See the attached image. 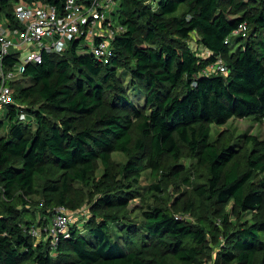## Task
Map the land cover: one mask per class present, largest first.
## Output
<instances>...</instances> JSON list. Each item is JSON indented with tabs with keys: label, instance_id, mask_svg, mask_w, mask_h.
Returning a JSON list of instances; mask_svg holds the SVG:
<instances>
[{
	"label": "trees",
	"instance_id": "1",
	"mask_svg": "<svg viewBox=\"0 0 264 264\" xmlns=\"http://www.w3.org/2000/svg\"><path fill=\"white\" fill-rule=\"evenodd\" d=\"M18 1L0 0L12 25ZM39 1L60 10L65 2ZM116 16L124 31L110 62L79 36L64 53L27 64V85L13 83L15 103L0 115V264H206L212 243L220 245L215 264H264V183H253L264 172V138L246 141L255 146L246 170L240 144L211 139L212 126L232 118L264 121V0H118ZM242 24L246 32L235 33ZM193 33L207 57L191 47ZM219 56L227 71L207 75ZM116 152L130 158L114 171ZM184 157L194 160L185 180L197 184L196 199L181 210L197 221L160 204L132 215L142 172L159 177L169 162L176 171ZM77 183L96 190L91 215L53 247L45 228L56 208L71 207L74 197L80 203ZM147 191L161 193L162 185ZM38 193L48 211L36 222L29 204ZM249 211L261 217L239 223Z\"/></svg>",
	"mask_w": 264,
	"mask_h": 264
},
{
	"label": "built area",
	"instance_id": "2",
	"mask_svg": "<svg viewBox=\"0 0 264 264\" xmlns=\"http://www.w3.org/2000/svg\"><path fill=\"white\" fill-rule=\"evenodd\" d=\"M118 0H65L63 9L39 0H19L13 6L17 25L0 15V107L15 103L13 83L23 77L29 63H40L43 53L62 54L69 48L71 40L84 36L92 53L104 63L110 62L113 54L112 41L124 31V27L115 21L114 13ZM7 23H2V19ZM242 24L235 32H246ZM23 51L26 55L22 57ZM206 54L210 51L206 49ZM8 57H11L10 60ZM227 65L219 56L216 62L205 70L226 72ZM20 119L25 120L26 113L20 111ZM74 223L73 215L65 206H59L54 212L52 223L45 228L46 237L52 239L53 247L60 238H67ZM33 237L41 238L40 228L30 230ZM206 264H215L209 260Z\"/></svg>",
	"mask_w": 264,
	"mask_h": 264
},
{
	"label": "rangeland",
	"instance_id": "3",
	"mask_svg": "<svg viewBox=\"0 0 264 264\" xmlns=\"http://www.w3.org/2000/svg\"><path fill=\"white\" fill-rule=\"evenodd\" d=\"M118 8V4L115 7L114 18L117 22L116 10ZM2 23H7L6 19H2ZM190 45L196 51L197 54L200 56L207 57L206 49L198 44L197 42V34L193 33L190 38ZM26 51H23L22 57L26 55ZM119 75L122 77L124 83L129 86L130 76L125 75L123 70H119ZM22 77H18L16 81V85L18 83L27 85L28 83L25 80H21ZM21 80V81H20ZM135 100L140 102L139 104L145 103L144 96L138 92H134ZM40 104H37L39 106ZM6 106L0 107V115L3 116L6 112ZM34 130V127H33ZM0 134H4L3 130H0ZM254 136L257 139L261 140L264 138V121L258 122L253 117L247 118H232L226 124L222 126L213 125L212 126V133L211 139L221 138L223 144L236 145L240 144L241 147H237L239 149V154L237 160L242 164V170H246L248 157L252 153L254 149V145L252 143L246 146V141L249 137ZM244 146L246 148L244 149ZM129 155L116 152L113 154V170L117 171L121 168L128 160ZM180 167L176 171L172 169V165L174 162H169L166 170L159 176L153 177L152 171L150 168H146L140 177V180L137 184L141 195L130 203V209L135 212L132 215H139L142 210H144L149 205H166L168 207H172L174 210L178 208V211L175 210V214L177 216H184L187 220L191 222H196L197 217L188 211H182V205H185L189 201L196 199L195 194V186L197 184V179L192 178L191 182H187L185 180L186 173L185 169L187 165L194 166V160L188 157H184L179 160ZM180 172L181 174L178 175L176 173ZM103 174V166L100 164L99 167L95 170L93 174V180H97ZM189 174V173H188ZM187 174V175H188ZM153 183H160L162 185V192L151 194L148 193V188ZM255 186L261 187L264 183V172H257L255 179L253 180ZM74 187L78 191V195L80 198V203L76 201V197H74L71 207H67V210L70 214L73 215V220L76 222L81 221L78 225H81L86 221V219L91 215L90 211V203L92 199L96 196V190L93 189L91 186H84L83 184H75ZM74 202V203H73ZM44 206V199L41 193L33 196L31 202L29 204V210L35 218V221H43L48 210ZM229 211L231 212V206H229ZM84 215V216H83ZM258 217H261V214H256L255 212H243L242 218L240 219L239 223L248 222L252 223ZM51 220V218H50ZM230 221H237L236 216L230 213ZM220 222V221H217ZM219 243L210 245L212 250V258L210 259L215 263V257L217 255V251L219 249ZM53 253V252H52ZM53 255V254H52Z\"/></svg>",
	"mask_w": 264,
	"mask_h": 264
},
{
	"label": "crops",
	"instance_id": "4",
	"mask_svg": "<svg viewBox=\"0 0 264 264\" xmlns=\"http://www.w3.org/2000/svg\"><path fill=\"white\" fill-rule=\"evenodd\" d=\"M84 216V215H83ZM76 221L74 220V223H75ZM79 222H81V221H78V222H76V223H79Z\"/></svg>",
	"mask_w": 264,
	"mask_h": 264
}]
</instances>
